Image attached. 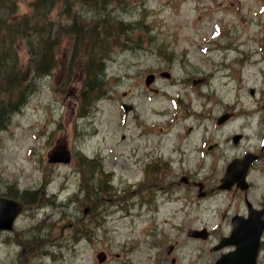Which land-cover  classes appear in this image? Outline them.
I'll return each mask as SVG.
<instances>
[{
	"label": "rangeland",
	"instance_id": "rangeland-1",
	"mask_svg": "<svg viewBox=\"0 0 264 264\" xmlns=\"http://www.w3.org/2000/svg\"><path fill=\"white\" fill-rule=\"evenodd\" d=\"M29 1L19 0L20 13ZM126 1L114 5L111 14L136 28L104 57L106 95L85 114L80 111L82 66H75L73 82L63 83L66 61H73L63 42L59 68L34 80L26 102L0 130V194L24 203L13 228L0 231V264H167L171 259L210 264L221 252L213 246L228 235L230 215L240 202L233 190L217 188L219 164L222 156L260 145L264 0ZM59 12L52 13L55 21L68 23ZM25 48L19 49L23 65ZM162 71L172 79L161 77ZM148 73L158 76L149 89ZM199 78L205 82L193 85ZM176 97L181 119L168 124L178 116H172ZM121 103L130 106L128 114ZM202 104L216 114L227 108L242 113L216 131L221 155L214 174L208 166L194 171L203 128L214 125L210 120L197 125L199 113L188 115L186 109L200 111ZM240 123L250 126L235 146L226 138L241 134ZM58 145L71 149L70 163L48 162L47 152ZM88 158L94 160L84 170L81 162ZM249 179L263 199L264 169ZM195 180L209 187L206 198H198ZM25 192L33 198L29 202L21 199ZM200 228L211 229L206 240L187 236ZM168 245L174 246L171 253ZM101 251L103 262L96 257ZM259 259H264V237Z\"/></svg>",
	"mask_w": 264,
	"mask_h": 264
},
{
	"label": "trees",
	"instance_id": "trees-1",
	"mask_svg": "<svg viewBox=\"0 0 264 264\" xmlns=\"http://www.w3.org/2000/svg\"><path fill=\"white\" fill-rule=\"evenodd\" d=\"M125 4L126 0H30L27 11L20 13L19 0H0V129L7 127L12 114L26 102L34 80L59 68L63 42L70 45L73 60L66 61L63 83L73 82L75 66H82L81 110L101 98L106 90L104 57L118 44L117 39L127 40L128 32L136 28L111 14L114 5ZM57 8L68 23L55 21L52 13ZM22 45L28 58L25 65L19 53ZM81 171L84 180L86 172ZM21 199L29 202L33 198L25 192Z\"/></svg>",
	"mask_w": 264,
	"mask_h": 264
},
{
	"label": "flooded vegetation",
	"instance_id": "flooded-vegetation-1",
	"mask_svg": "<svg viewBox=\"0 0 264 264\" xmlns=\"http://www.w3.org/2000/svg\"><path fill=\"white\" fill-rule=\"evenodd\" d=\"M208 105H199V110L202 112L201 115L196 116L195 121L197 125H204L206 121H211L213 123V128L207 130L206 128H203V136L201 138V141H199L198 149H197V156H196V164L194 165V171L195 173L200 172L202 169H204L206 166H208V171L211 172L212 174L216 173V160L219 159V156L221 154H216L217 150L220 147L219 142H217V139L215 138L216 130L220 126H216V118H218V115L216 113H213L211 110L205 109ZM224 111L232 113V110L230 109H225ZM261 112L263 113L262 115L257 117V136L261 138V144L257 148H243L242 150L238 151L237 154L234 155H229V156H222V163L219 164V173L223 175L225 171L227 170L230 162L234 158H240L247 152H253L255 155V158L253 161L250 163L248 171H247V187L245 189H241L237 184H232L228 190H233L234 193L237 194L238 196V201L240 202V205L236 206L238 207L233 213L230 215V218L232 219L233 217L239 216V218L244 219L249 215V212L252 211V209L255 210H260L264 207V197L263 199H259L253 192V187L251 180L249 179L251 173L254 170L260 169L262 165H264V104L261 105ZM228 115V120L234 119L235 116L229 113ZM251 118L247 119L246 121H250ZM226 120L225 122H227ZM245 121V122H246ZM224 122V123H225ZM244 123V122H242ZM240 123V139L238 141H234L232 137H228L226 139H232L233 144L235 146H240V143L246 139L245 137V132L244 130L248 127L249 123L242 124ZM224 126V125H223ZM221 126V127H223ZM250 126V125H249ZM223 147H225L223 145ZM225 150L227 147L224 148ZM212 152L211 156L210 153ZM224 154V153H223ZM210 156V163L207 162V158ZM195 184V183H194ZM206 193V191H205ZM264 215H262L263 217Z\"/></svg>",
	"mask_w": 264,
	"mask_h": 264
},
{
	"label": "water",
	"instance_id": "water-1",
	"mask_svg": "<svg viewBox=\"0 0 264 264\" xmlns=\"http://www.w3.org/2000/svg\"><path fill=\"white\" fill-rule=\"evenodd\" d=\"M168 75V74H165ZM153 80V75H148L146 77V83L149 84ZM129 107L126 106V110H128ZM48 161L50 163H68L71 159V153L70 150L66 148L65 145H58L48 151ZM22 208V204L14 201L12 199L5 198L3 196H0V229H10L12 227V223L17 216V214L20 212ZM86 212V211H85ZM203 235V237H206V232L204 230L200 232L195 231H189V235L198 236L199 234ZM259 232L257 235L251 239V248L252 253L249 255H246V253H243L241 257L243 258L242 264H255V252L257 248V241H258ZM241 249V248H240ZM168 250H171V247L168 248ZM241 252V250H240ZM97 258L99 262H102L105 259V254L103 252H99L97 254ZM248 258V261H247ZM231 259V256L228 254L224 257H222L218 263L219 264H226L228 260Z\"/></svg>",
	"mask_w": 264,
	"mask_h": 264
},
{
	"label": "bare ground",
	"instance_id": "bare-ground-1",
	"mask_svg": "<svg viewBox=\"0 0 264 264\" xmlns=\"http://www.w3.org/2000/svg\"><path fill=\"white\" fill-rule=\"evenodd\" d=\"M258 63V62H257Z\"/></svg>",
	"mask_w": 264,
	"mask_h": 264
}]
</instances>
